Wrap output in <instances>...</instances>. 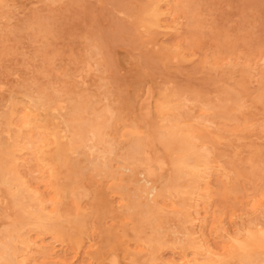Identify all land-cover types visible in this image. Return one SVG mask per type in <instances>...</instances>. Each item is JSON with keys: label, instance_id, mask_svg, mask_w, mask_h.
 Listing matches in <instances>:
<instances>
[{"label": "rangeland", "instance_id": "1", "mask_svg": "<svg viewBox=\"0 0 264 264\" xmlns=\"http://www.w3.org/2000/svg\"><path fill=\"white\" fill-rule=\"evenodd\" d=\"M263 58L264 0H0V264H264ZM148 152L162 223L127 207Z\"/></svg>", "mask_w": 264, "mask_h": 264}, {"label": "bare ground", "instance_id": "2", "mask_svg": "<svg viewBox=\"0 0 264 264\" xmlns=\"http://www.w3.org/2000/svg\"><path fill=\"white\" fill-rule=\"evenodd\" d=\"M170 1V0H169ZM104 11V10H103ZM165 13H167V12H165ZM168 16V15H167ZM151 17H152V23L154 24V23H156V21H157V17H158V13L157 12H152V15H151ZM101 24H102V22H101ZM147 24V23H146ZM149 24V23H148ZM231 25V24H230ZM148 26H150L151 27V25H148ZM154 26V25H153ZM156 26H154V28H155ZM156 28H158V27H156ZM159 29V28H158ZM166 31V30H165ZM169 31H171V30H169ZM109 38V37H108ZM125 45V44H124ZM120 46V45H119ZM118 46V47H119ZM122 46V45H121ZM150 46V48H151V45H149ZM125 47V46H124ZM206 47V46H205ZM153 48V47H152ZM155 48V47H154ZM157 48H159V47H157ZM156 48V49H157ZM140 49V48H139ZM176 50H177V48H176ZM131 51V50H130ZM137 51V50H136ZM158 51V50H157ZM160 51H162L163 52V50L161 49ZM128 52V51H127ZM132 52V51H131ZM130 52V53H131ZM164 52H166V51H164ZM159 53V52H158ZM167 53V52H166ZM134 54V53H133ZM138 54V53H137ZM160 54V53H159ZM86 55H87V53H86ZM168 56V55H167ZM170 57V56H169ZM175 59H177L175 56H173ZM163 58V57H162ZM171 58V57H170ZM264 59V58H263ZM163 60V59H162ZM167 60V59H166ZM169 60V59H168ZM171 60V59H170ZM174 61V60H173ZM178 61V60H177ZM115 63H116V59H115ZM165 63V62H164ZM206 63V62H205ZM117 64V63H116ZM262 64V63H261ZM88 65V64H87ZM87 67V66H86ZM117 67V66H116ZM93 68V67H92ZM170 68V67H169ZM90 70H92V69H90ZM123 70H125V69H123ZM70 72V71H69ZM84 72H85V69H84ZM94 71L92 70V73H93ZM23 73V72H22ZM85 73H87V72H85ZM89 73V72H88ZM92 73H90V74H92ZM123 73V72H122ZM89 74V75H90ZM119 74V73H118ZM128 74V73H127ZM86 75V74H85ZM89 75H86V76H89ZM16 77H17V75H15ZM143 76V75H142ZM19 78V77H18ZM86 79V78H85ZM82 80V79H81ZM83 81V80H82ZM126 82V81H125ZM85 83V86H86V82H84ZM83 83V84H84ZM140 83V82H139ZM127 86H128V84H127ZM2 87V86H1ZM3 87H5V86H3ZM84 87V86H83ZM147 87L149 88V85H147ZM6 88H7V86H6ZM6 88H4V90L6 89ZM85 88V87H84ZM2 89V88H1ZM0 89V90H1ZM86 89V88H85ZM136 89V88H135ZM3 90V89H2ZM2 90L0 91V92H2ZM148 90H151V89H148ZM148 90H146V91H148ZM134 92V91H133ZM149 92H153V90L152 91H149ZM151 93H147L146 92V95L147 96H149L148 94H151ZM154 93H155V91H154ZM154 93H153V95H154ZM94 94V93H93ZM92 94V95H93ZM123 95V94H122ZM4 96V95H3ZM2 96V97H3ZM95 96V95H94ZM151 96H152V94H151ZM24 98V97H23ZM127 98V97H126ZM145 98H146V96H145ZM151 98H153V96L151 97ZM96 99V98H95ZM131 100V99H130ZM99 101V100H98ZM152 101V100H151ZM59 103V102H58ZM124 103V102H123ZM141 103V102H140ZM160 103V102H159ZM60 104H61V102H60ZM63 104V103H62ZM65 104V103H64ZM122 104V103H121ZM142 104H144V103H142ZM182 104V103H181ZM186 104V103H185ZM58 105V104H57ZM57 105H56V107H57ZM66 105V104H65ZM129 105V104H128ZM141 105V104H140ZM139 105V106H140ZM160 105L163 107V105L165 106L166 104H163V103H160ZM187 105V104H186ZM160 106V107H161ZM55 107V108H56ZM59 107H60V105H59ZM62 107V106H61ZM141 107V106H140ZM161 107V108H162ZM169 108H170V106H168ZM167 105L164 107V108H162V109H164V110H166L167 108ZM186 107V106H185ZM55 108H52V110L53 109H55ZM63 108V107H62ZM125 108V107H124ZM151 108H152V106H151ZM58 109H60V108H58ZM100 109V108H99ZM127 109V108H126ZM140 109V108H139ZM61 110V109H60ZM145 110V109H144ZM149 110V109H148ZM64 111H65V109H64ZM141 111V110H140ZM145 111H147V108H146V110ZM145 111H143L144 112V114L145 115H148ZM63 112V111H62ZM148 112V111H147ZM149 112L150 113H152L150 110H149ZM148 112V113H149ZM176 112H178V111H176ZM185 112V111H184ZM140 113V112H139ZM155 113V112H154ZM143 114V113H142ZM66 115V114H65ZM140 115V114H139ZM149 115H151V114H149ZM148 115V116H149ZM65 117V116H64ZM153 117V116H152ZM144 119H146V118H144ZM153 119V118H152ZM170 121V120H169ZM145 122V121H144ZM151 122V121H150ZM49 123H51L50 121H49ZM147 123V122H146ZM171 123V122H170ZM200 123V122H199ZM150 124V123H149ZM197 124V123H196ZM210 124V123H209ZM26 125H28V122L26 123ZM49 125V124H48ZM157 125V124H156ZM156 125H153V126H156ZM211 125V124H210ZM213 125V124H212ZM166 126V125H165ZM165 126L163 127H161V129H158V131L160 132H162L163 130H162V128H165ZM178 126V125H177ZM182 126H184V124H182V125H180V127H182ZM186 126V125H185ZM215 126V125H214ZM130 127V126H129ZM146 127H149V125L148 126H146ZM158 127V126H157ZM174 127V126H173ZM170 127V126H168L167 128H170V129H167V131L168 130H170L171 132L172 131H174L175 129L174 128H176L177 130L176 131H178V129L180 128L179 126V128L178 127ZM192 127H193V125H192ZM174 129V130H171V129ZM148 129V128H147ZM211 129V128H210ZM149 130V129H148ZM155 130V132L157 131L156 129H154ZM90 131V130H89ZM169 131V132H170ZM92 131H90L89 133H91ZM170 132V134H168L167 136H165V137H162L161 139H162V141H160V139H159V143H165V141H168V142H170V140H171V142H172V140L174 139V137H176V134L177 133H175L174 134V132H172L171 133ZM187 132V131H186ZM64 133V132H63ZM163 133V132H162ZM161 133V134H162ZM165 133H166V131H165ZM165 133H163V134H165ZM207 133V132H206ZM162 134V135H163ZM208 134V133H207ZM88 135V134H87ZM161 135V136H162ZM174 135V136H173ZM187 135V134H186ZM89 136V135H88ZM149 136V135H148ZM95 139H98V138H100V132L98 131V130H96L95 131V134H94V136H93ZM149 137H152V136H149ZM216 137V136H215ZM65 138V137H64ZM63 138V139H64ZM90 138H91V136H90ZM148 138V137H147ZM193 138V142H194V137H192ZM218 138V137H217ZM216 138V139H217ZM232 138V137H231ZM150 139V138H149ZM149 139H147V140H149ZM152 139H154V138H152ZM128 140V139H127ZM156 140V139H155ZM163 140H164V142H163ZM195 140H197V139H195ZM218 140H219V138H218ZM94 141V140H93ZM157 141V140H156ZM197 141H199V140H197ZM220 141V140H219ZM221 141H223V140H221ZM225 141V140H224ZM89 143V142H88ZM94 143H95V141H94ZM126 143V142H125ZM151 143V142H150ZM96 144V143H95ZM154 144H156V142L154 143ZM153 144V145H154ZM179 145V144H178ZM97 146H98V144H97ZM103 146V145H102ZM105 146V145H104ZM152 146V145H151ZM151 146H150V148H151ZM155 146V145H154ZM153 146V147H154ZM167 146H169V148L171 149V146H172V144H169V143H167ZM87 148H88V150L91 152V153H94L95 152V147H96V145H92V146H86ZM147 148L149 147V145L148 146H146ZM99 148V147H98ZM150 148H148L149 150H150ZM156 148V147H155ZM186 148L188 149L187 150V152L185 151V150H182V152L180 153V156L178 157V159H175L174 161H172V168H173V171H174V176H172V177H170L169 179L170 180H174L175 181V179H178V178H182V177H187L189 180H190V184H188V186H185V187H183L184 189L183 190H181V188L178 186V185H176L174 182H172V183H170L169 184V182L167 183V184H165V187H170L171 189H173L174 188V190H176V192H178V193H182V194H194L195 192H196V189H197V187H198V184L201 182V180H203V178H204V176L201 174V172H202V168L204 167V165H205V163H204V161L202 160V158H201V156L199 155V154H197L196 152H192L191 150H192V147H191V145L190 144H186ZM103 149V148H102ZM101 149V150H102ZM147 149V150H148ZM152 149V148H151ZM167 150H168V147L166 148ZM169 149V150H170ZM147 150H145V151H147ZM148 150V151H149ZM156 150V149H155ZM168 150V151H169ZM196 150H199V149H196ZM106 151V150H105ZM112 151V150H111ZM111 151L110 150H107V152L108 153H111ZM154 151V150H153ZM158 151V150H157ZM203 152H204V150H202ZM106 152V153H107ZM159 152V151H158ZM186 153H190V155H187ZM201 153V152H200ZM207 153H208V151H207ZM146 154V153H145ZM159 154H160V152H159ZM206 156V155H205ZM73 157V156H72ZM208 157V156H207ZM164 158V157H163ZM160 155H158V153H156V152H148V154H147V156H146V158H145V160L142 162H140L142 165H144V169H143V172L145 173V174H147L148 176H147V178L144 180V184L143 185H141L140 187H138L137 188V193L134 195V196H129V203H128V205H127V207H128V210L129 211H131V214L132 215H135V214H140V213H145L148 217H150V218H153V219H157L158 221H160L161 223L163 222V218L162 217H158V213L161 211V208L157 205V203H158V201H157V199H156V197L158 196V190H157V187H155V186H150V184H152L151 182H152V180L154 179V164H157L158 166L159 165H163L164 164V160L165 159H163ZM208 159V158H207ZM206 159V160H207ZM90 164H91V166H92V168H93V170L98 174V175H100V176H103V177H107V178H111V179H113V178H115V176L117 175L116 174V172H115V170L113 169V167H112V164H110V161L109 160H105V161H100V159L99 158H97V159H95V160H90ZM208 164V163H207ZM167 165V164H166ZM59 167V166H58ZM162 169H164V168H161V170ZM207 169V168H206ZM127 170H132V168L131 167H127ZM160 170V173L161 172H163L164 170H162L161 171ZM208 170H210V169H208ZM208 172V171H207ZM160 173H158L157 175H156V177L158 176V175H160ZM204 174V173H203ZM138 175V174H137ZM136 176V175H135ZM161 176V175H160ZM125 178H127V176L125 177ZM124 178V179H125ZM139 178V177H138ZM158 178V177H157ZM226 179V178H225ZM137 180V179H136ZM169 180V181H170ZM3 182L4 184H8V180H7V178L5 177V176H3V177H1L0 178V182ZM135 182V181H134ZM154 182V181H153ZM0 185H2V184H0ZM5 186V185H4ZM246 186H249V185H246ZM164 187V188H165ZM206 187H208V186H206ZM251 187V186H250ZM118 188L120 189V190H123V187H121V186H119L118 185ZM80 189H81V187H79V186H77V184H74V183H71V184H68L67 185V188H66V190H64V191H68V194H70L71 195V197H72V202H73V205H74V207H75V209H76V211H77V213H79V211H80V204H79V199L77 198V195H79V197L80 196H82L83 194H84V191H80ZM161 189V188H160ZM169 189V188H168ZM170 189V190H171ZM207 189V188H206ZM157 193V194H156ZM100 194V193H99ZM181 194V195H182ZM19 196V195H18ZM183 196V195H182ZM184 197V196H183ZM0 199H2V198H0ZM14 201V200H13ZM80 201H81V199H80ZM1 202V201H0ZM6 202H7V200H6ZM15 204V203H14ZM252 204V203H251ZM181 207H185L184 205H180V208ZM205 208V207H204ZM203 212V211H202ZM10 213V212H9ZM52 213L53 214H56V208H54L53 207V209H52ZM252 214V213H251ZM252 216V215H251ZM79 215H77V217L74 219L75 221H77V220H79ZM245 217H246V215H245ZM244 218V217H243ZM35 219H36V221H40L41 220V217H40V215H36L35 216ZM241 224V223H240ZM67 225H69V224H67ZM71 227V226H70ZM73 227V226H72ZM71 227V228H72ZM199 227H200V225H199ZM98 232H99V230H98ZM249 233V232H248ZM248 233H247V235H248ZM261 233V232H260ZM250 234V233H249ZM132 236V235H131ZM263 236H264V234H263ZM251 237H252V235H251ZM234 242H235V240H233ZM182 242V241H181ZM236 244L238 243L237 241L235 242ZM178 245H181L179 242L177 243ZM39 245V244H38ZM239 245V244H238ZM237 245V246H238ZM250 245H245V246H239L238 248L240 249V251L241 250H243V252H244V249H246V248H248ZM39 247V246H38ZM77 247V246H76ZM92 247V246H91ZM95 248H96V246H95ZM78 249H79V247H78ZM100 253V252H99ZM208 254V253H207ZM218 256V255H217ZM114 257V256H113ZM149 257V256H148ZM218 258V257H217ZM110 260V259H109ZM143 260H145V259H143ZM148 260V258L146 259V261ZM220 260V259H219ZM141 261V260H140ZM146 261H144V262H146ZM113 262H115V261H113ZM117 262V261H116ZM143 262V263H144ZM110 263H112V262H110Z\"/></svg>", "mask_w": 264, "mask_h": 264}]
</instances>
